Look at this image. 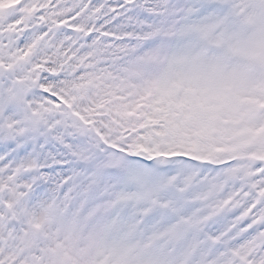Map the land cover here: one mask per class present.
Instances as JSON below:
<instances>
[{
  "label": "snow or ice",
  "instance_id": "snow-or-ice-1",
  "mask_svg": "<svg viewBox=\"0 0 264 264\" xmlns=\"http://www.w3.org/2000/svg\"><path fill=\"white\" fill-rule=\"evenodd\" d=\"M0 264H264V0H0Z\"/></svg>",
  "mask_w": 264,
  "mask_h": 264
}]
</instances>
